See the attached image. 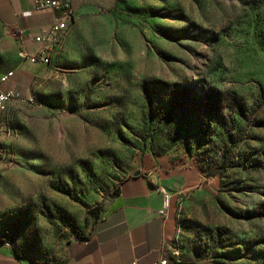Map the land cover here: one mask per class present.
I'll return each instance as SVG.
<instances>
[{
    "label": "rangeland",
    "instance_id": "1",
    "mask_svg": "<svg viewBox=\"0 0 264 264\" xmlns=\"http://www.w3.org/2000/svg\"><path fill=\"white\" fill-rule=\"evenodd\" d=\"M79 30L54 102L6 121L0 239L59 264L123 181L160 157L195 176L170 192L177 257L264 264V0H112ZM13 38L0 24V80L22 56Z\"/></svg>",
    "mask_w": 264,
    "mask_h": 264
},
{
    "label": "crops",
    "instance_id": "2",
    "mask_svg": "<svg viewBox=\"0 0 264 264\" xmlns=\"http://www.w3.org/2000/svg\"><path fill=\"white\" fill-rule=\"evenodd\" d=\"M111 1L71 0L73 13L64 33L63 56L43 63L31 61L25 54L37 51L40 44L34 37L44 32L59 12L37 9L33 0H0V24L12 34L18 31L17 36L13 34V39L22 55L13 70L0 80L1 91H13L15 94L10 100L0 102V145L5 137L6 121L9 118L14 120L15 114L19 118V113L15 112L19 107L36 99L54 102L58 84L62 81L57 62L76 61L71 54L78 40L83 14ZM64 24L65 15L55 31ZM58 39L53 38L50 49ZM186 169L187 165L170 169V164L161 162L160 157L154 158L149 167L138 168L140 174L123 181L93 229L86 236L67 244L59 264H159L163 260L165 264H173L178 201L173 198L165 208L164 192L191 188L195 176ZM0 264L43 263L26 252L17 251L10 241L1 238Z\"/></svg>",
    "mask_w": 264,
    "mask_h": 264
},
{
    "label": "built area",
    "instance_id": "3",
    "mask_svg": "<svg viewBox=\"0 0 264 264\" xmlns=\"http://www.w3.org/2000/svg\"><path fill=\"white\" fill-rule=\"evenodd\" d=\"M34 5L37 9H50L59 12L58 17L54 22L42 33L34 37V40L38 42L39 48L35 53L25 54L31 61L40 60L43 63H49L48 59L44 58V50H50L53 44V38H55V29L58 27L60 20H63L65 14L73 13V6L71 0H33ZM14 35H18V31H14ZM9 74V73H8ZM6 77V76H5ZM3 77L2 79H4ZM15 96L13 91L3 92L0 90V102L6 100V98H13ZM173 194L170 192H164V207L169 206L170 199ZM173 264H183L182 261L177 257L176 252L173 250ZM163 260L159 264H165Z\"/></svg>",
    "mask_w": 264,
    "mask_h": 264
},
{
    "label": "bare ground",
    "instance_id": "4",
    "mask_svg": "<svg viewBox=\"0 0 264 264\" xmlns=\"http://www.w3.org/2000/svg\"><path fill=\"white\" fill-rule=\"evenodd\" d=\"M72 18V14H65V22L67 23V22H69L70 21V19ZM62 21V20H61ZM45 52V51H44ZM11 98H6V100H4V101H8V100H10Z\"/></svg>",
    "mask_w": 264,
    "mask_h": 264
},
{
    "label": "water",
    "instance_id": "5",
    "mask_svg": "<svg viewBox=\"0 0 264 264\" xmlns=\"http://www.w3.org/2000/svg\"><path fill=\"white\" fill-rule=\"evenodd\" d=\"M139 174H140V171H138V170L135 171V172H133V175H134V176H137V175H139Z\"/></svg>",
    "mask_w": 264,
    "mask_h": 264
},
{
    "label": "trees",
    "instance_id": "6",
    "mask_svg": "<svg viewBox=\"0 0 264 264\" xmlns=\"http://www.w3.org/2000/svg\"><path fill=\"white\" fill-rule=\"evenodd\" d=\"M118 191H119V190H117V192H116V193H118Z\"/></svg>",
    "mask_w": 264,
    "mask_h": 264
}]
</instances>
